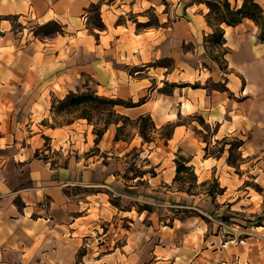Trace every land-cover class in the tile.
<instances>
[{
    "label": "rangeland",
    "instance_id": "374dc122",
    "mask_svg": "<svg viewBox=\"0 0 264 264\" xmlns=\"http://www.w3.org/2000/svg\"><path fill=\"white\" fill-rule=\"evenodd\" d=\"M63 1L58 9L76 12V5L71 8L75 0ZM105 2L113 4L114 14L107 11ZM119 3L91 1L72 21L54 15L46 20L0 16V130L19 125L22 132H17V141L24 142L20 136L27 135L32 157L49 165L76 168L72 176L84 179V184L105 179L107 184L65 185V200L60 204H52L48 193L39 194L34 205L39 215L51 218L47 220L52 227L41 232L37 241L44 237L43 249L59 254L48 258L59 257L63 264H264L263 140L243 149L239 134L215 137V124L204 117L201 123L202 115L197 112L177 119L190 122V132L196 136L194 144L188 138L179 147L167 144L157 130L153 140L142 142L133 122L118 133L127 134L129 140L115 139L114 122L97 135L94 127L100 128L102 120L95 124L77 117L67 122L72 115L52 113V100L63 98L69 90L122 94L118 86L131 78V84L140 80L135 98L161 97L178 92L182 85L199 86L201 78H192V74L196 69L197 74L206 73L215 66L209 59L195 57L196 42H178L173 46L175 55L161 51L153 55L134 32L155 21L154 11H140L150 18L140 21L142 17L132 10L121 13ZM176 15L170 14L168 22ZM128 19L134 21V28L133 24L127 29L118 27L113 42H106L108 37L103 42H79L86 33L100 32L95 26L99 21L105 27L108 22L112 29L114 23ZM152 44L155 48L159 42ZM186 49L195 70H186ZM208 49L221 65L222 52L214 51L211 43ZM204 84L223 86L212 79ZM130 98L122 99L130 102ZM11 101L15 106L9 110ZM113 108L130 120L138 117L124 113L121 104ZM258 131L262 138L264 128ZM192 151H198L197 156L187 164L202 171L199 179L183 173L181 180L174 181L175 157L180 154L190 159ZM206 154L215 159L213 165L205 162L207 168L200 162ZM50 232H55V238ZM44 255L37 256V261Z\"/></svg>",
    "mask_w": 264,
    "mask_h": 264
},
{
    "label": "crops",
    "instance_id": "0c3cea01",
    "mask_svg": "<svg viewBox=\"0 0 264 264\" xmlns=\"http://www.w3.org/2000/svg\"><path fill=\"white\" fill-rule=\"evenodd\" d=\"M91 1L97 0H75L76 3L71 8L73 9L76 5V12L72 14L65 8H57L58 5L61 6L64 3L63 0H0V16L19 15L46 20L54 15L58 18L63 16L66 17V21H72L74 18H79V13ZM228 1L232 6H240L243 0ZM256 1L263 10L261 26L250 17H244L236 24L220 23L224 40L222 44H211L214 51L222 52V64L218 65L208 49L210 48L208 37L213 27L206 19L208 6L204 1L119 0L117 9L121 13L126 10L134 11L136 17H142L138 19L140 21L150 20L147 14L140 13V11L146 9L154 11L155 21L134 32V35L140 37L145 45H149L148 51L153 55L159 51L175 55L174 47L178 42H196L195 57H200L203 61L204 58L209 59L215 66L208 68L206 73L201 70L200 74H197L199 69H196L192 78L200 77V85L195 87L189 84L182 85L179 86V91H174L173 94H162L161 97L157 95L139 100L135 98L137 93L135 86L140 80L134 79L135 83L131 84L130 78L129 82H121L118 86L123 90L122 94L112 92L109 96L118 94L122 98L131 97L132 105H122V111L129 116L136 117L142 113H148L156 125L172 121L174 126L171 137L167 139V144L172 142L177 147L188 138L190 141L187 142L190 145L194 144L192 139L196 136L190 132V122L180 123L177 119L179 116L195 112L201 114L209 123L215 124V137L239 134L243 149L248 146V143L256 144L260 140L264 141V136L258 138L260 133L258 129L264 128V38L259 37L260 31L264 30V0ZM166 3H168L167 8H165ZM103 4L106 5L107 11L114 14L113 4L106 2ZM173 12L178 14L176 19L168 22ZM105 24L106 27L99 30L101 33L94 35L86 33V37L79 42H103L104 37H108L106 42H113V36L118 34L115 32L118 27L127 29L133 24L134 28V21L132 22L131 19H128L127 23H114L113 30L108 22ZM151 32L153 34L150 36ZM122 42L125 41L122 40ZM154 42H159L155 48L152 44ZM140 49L142 52L147 50L146 48ZM188 50L184 51L186 53L184 63L188 68L186 70H195L190 65L193 61L187 59ZM89 65L94 70L93 64L89 63ZM206 79L222 82L223 86L210 88L204 84ZM186 102L190 103V108H187ZM14 106L15 103L11 101L8 104L9 110ZM51 129H61V126L51 127ZM19 131L22 132L19 125L16 127L12 125L8 131L0 130V264H63L64 260L59 257L48 258V255L52 256L58 252L43 249L44 237L37 241L41 232L51 228L52 223L47 220L51 218L45 219L38 214L34 202L40 198L39 194L48 193L52 195L50 199L52 204H60V201L65 200L62 193L65 185H79L84 184L85 181L72 176L76 168L49 165L47 162L43 163L32 157L33 148L28 145L27 135L20 136V140L24 142L17 141ZM18 144H20L19 147ZM197 152H190L189 162L194 163L193 159L197 156ZM214 160L206 154L200 162L203 167L207 168L205 162L212 161L210 165H213ZM193 168L199 179L202 171L197 172L196 165ZM200 170L205 171L206 169L200 168ZM105 180L104 182L88 181L84 185H107ZM16 197H19V202L15 201ZM29 230L34 232H28ZM34 234L36 236H33ZM50 234L52 238H55V232L53 234L50 232ZM44 252L45 255L39 257L37 261L36 257Z\"/></svg>",
    "mask_w": 264,
    "mask_h": 264
},
{
    "label": "trees",
    "instance_id": "16d2710c",
    "mask_svg": "<svg viewBox=\"0 0 264 264\" xmlns=\"http://www.w3.org/2000/svg\"><path fill=\"white\" fill-rule=\"evenodd\" d=\"M208 6L206 13V19L213 30L208 37V40L212 45L222 44L223 28L220 23L225 22L227 24H236L240 22L244 17L252 18L259 26L263 23V10L260 4L256 0H243L240 6H232L228 0H201ZM99 29L104 28V24L99 21L95 24ZM260 38H264V30L260 31ZM132 105L131 102H125L120 97H110L102 94H98L94 89L85 90H69L65 96L61 99L52 100L51 110L55 115H72L67 122H71L73 118L83 117L88 122H94L95 124L102 120L103 125L100 128L94 127V131L97 135L102 134L109 123L114 122L117 124L116 138L127 139L128 135L118 134L127 123H132L136 127L137 132L142 137V142H150L154 139L152 135L156 130L159 132L160 137L164 138L165 142L172 135L173 122H167L161 127H157L148 113H142L136 117L135 120H130L125 114L118 113L113 106L115 104ZM104 115V116H103ZM199 121L203 123V117L200 116ZM119 120L122 121L119 124ZM161 128V130H160ZM238 143L241 140L238 139ZM189 159L184 158L182 155L175 157V175L174 181L181 180L183 173L193 174L196 180V175L193 173V167L191 164H187ZM229 161V156H228ZM144 172V171H139ZM206 180L201 181L204 184ZM189 190V189H188ZM221 192V189L219 190ZM212 194V192H209Z\"/></svg>",
    "mask_w": 264,
    "mask_h": 264
},
{
    "label": "bare ground",
    "instance_id": "6f19581e",
    "mask_svg": "<svg viewBox=\"0 0 264 264\" xmlns=\"http://www.w3.org/2000/svg\"><path fill=\"white\" fill-rule=\"evenodd\" d=\"M186 105H187V108H190L191 107V105H190L189 102H186Z\"/></svg>",
    "mask_w": 264,
    "mask_h": 264
}]
</instances>
